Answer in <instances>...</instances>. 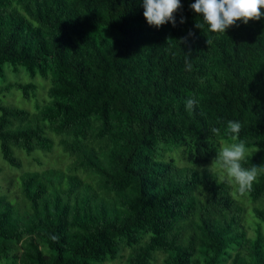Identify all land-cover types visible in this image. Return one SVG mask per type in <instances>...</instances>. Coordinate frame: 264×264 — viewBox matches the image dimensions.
Wrapping results in <instances>:
<instances>
[{
    "label": "trees",
    "instance_id": "obj_1",
    "mask_svg": "<svg viewBox=\"0 0 264 264\" xmlns=\"http://www.w3.org/2000/svg\"><path fill=\"white\" fill-rule=\"evenodd\" d=\"M194 2L157 28L142 0H0V77L9 65L49 82L35 111L0 103L2 157L21 167L14 148L54 144L71 157L20 173L13 199L0 191V264H264V174L241 193L192 168L232 142L229 120L252 147L243 166H264V17L213 33Z\"/></svg>",
    "mask_w": 264,
    "mask_h": 264
},
{
    "label": "clouds",
    "instance_id": "obj_2",
    "mask_svg": "<svg viewBox=\"0 0 264 264\" xmlns=\"http://www.w3.org/2000/svg\"><path fill=\"white\" fill-rule=\"evenodd\" d=\"M142 8L143 17L148 25L159 28L166 22H171L175 26L174 14L181 8V3L180 0H142ZM190 8L203 17L202 23H196L195 27L202 29L207 25L208 30L213 33L225 34L226 29L235 25L237 21L247 24L249 20H260L264 17V0H195L190 4ZM184 22L185 18L182 16L180 23ZM179 42H184V38ZM184 53L185 70L191 71L193 67L190 62L191 52ZM197 103L196 98L189 97L185 100V109L194 111ZM241 129L242 124L239 120H229L226 130L232 142L224 143L216 151L215 158L206 169L195 164H192V168L194 172H202L215 165L224 173L220 180L234 183L243 193L251 190L254 181L264 174V166L255 164L248 168L243 166L247 162L249 149L246 147V142L239 138ZM211 131L219 134L221 129L213 127ZM254 151L258 152L260 148L256 146Z\"/></svg>",
    "mask_w": 264,
    "mask_h": 264
},
{
    "label": "rangeland",
    "instance_id": "obj_3",
    "mask_svg": "<svg viewBox=\"0 0 264 264\" xmlns=\"http://www.w3.org/2000/svg\"><path fill=\"white\" fill-rule=\"evenodd\" d=\"M5 69H6V75L3 78L0 77V86L4 85L9 80L21 81V82L34 81L38 86L37 95L36 97L26 99L22 96L20 89L16 87H11L8 91H4L0 93V103L4 105H14L20 108H25L29 111H35L37 104L42 103V101L45 100V98H47L46 90H47V86L49 82L47 83V81L44 80L39 75L35 77H31L23 67H20L19 71L17 72L10 70L9 65H6ZM224 143H227V142L222 141L221 146ZM248 149H249V152H251L252 147ZM13 151H14V154L20 158L21 163H22L21 167H15V166L10 165L6 160L3 159L1 151H0V168L2 169L1 174H0V186H1L0 191L6 192L9 198L11 199L15 198L14 195L17 191L15 181L16 179L19 178L20 173H22L23 171L41 170L45 167L65 168L67 165L66 164L67 161L71 160V157L68 156L66 153H64L58 144H54L53 149L49 152L35 150L31 154H28L26 151L22 149H18V148H14ZM178 152H179V149H174L172 150V152L168 153L167 156L174 157L177 164L183 165L184 161L181 159ZM33 158L39 159L41 161V164H38ZM212 161H209L205 164H200L198 166L207 167L212 163ZM212 168L217 170L221 174L220 176L224 175L222 170H220L217 166L213 165ZM232 184L235 186L234 183ZM244 197H247V196L241 195V197H239V200L243 203V205L249 211L250 208L248 207L247 202L250 203V199L247 197L248 200L246 202L244 201L245 199ZM246 222H248V220ZM159 261H160V258H159ZM122 262L123 260L121 261L119 259H115L113 261H108L106 264H123Z\"/></svg>",
    "mask_w": 264,
    "mask_h": 264
}]
</instances>
